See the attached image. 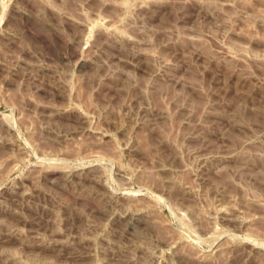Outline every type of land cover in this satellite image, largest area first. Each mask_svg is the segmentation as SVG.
Masks as SVG:
<instances>
[{
  "label": "rangeland",
  "instance_id": "1",
  "mask_svg": "<svg viewBox=\"0 0 264 264\" xmlns=\"http://www.w3.org/2000/svg\"><path fill=\"white\" fill-rule=\"evenodd\" d=\"M0 264H264V0H0Z\"/></svg>",
  "mask_w": 264,
  "mask_h": 264
}]
</instances>
